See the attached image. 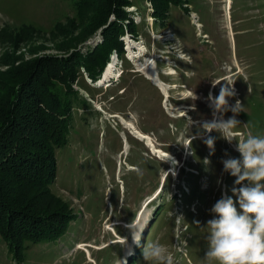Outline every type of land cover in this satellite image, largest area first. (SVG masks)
<instances>
[{"label": "rangeland", "instance_id": "1", "mask_svg": "<svg viewBox=\"0 0 264 264\" xmlns=\"http://www.w3.org/2000/svg\"><path fill=\"white\" fill-rule=\"evenodd\" d=\"M74 1L0 0L4 102L13 90L17 104L40 105L35 79L50 73L57 60L64 66L73 51L88 57L109 31L120 32L123 48L122 54L109 52L104 70L94 67L95 78L83 65L76 72L70 68L75 92L57 87L61 99L72 103L66 113L48 112L47 103L38 110L44 125L58 130L56 139L67 131L66 144L55 151L53 176L52 165L42 162L30 171L21 159L44 156L34 143L14 151L19 160L7 161L18 146L0 153V178L8 174L11 194L0 200V264H147L143 246L156 240L174 264H206L203 226L212 218L210 209L224 194L233 195V186H242L223 171L222 159L240 157L239 137L264 136V0H167L162 17L151 0L108 6L93 0V8L80 14ZM129 41L145 51L136 45L130 50ZM226 80L235 95L214 116L209 93L218 96ZM237 100L241 111L234 113ZM4 104L0 114L9 110ZM230 118L239 121L232 142L200 127ZM125 121L148 133L153 145ZM209 136L214 151L204 143ZM176 217L183 219L177 223ZM133 220L143 231L139 245L129 227ZM62 222V233L35 241L44 238V227Z\"/></svg>", "mask_w": 264, "mask_h": 264}, {"label": "clouds", "instance_id": "2", "mask_svg": "<svg viewBox=\"0 0 264 264\" xmlns=\"http://www.w3.org/2000/svg\"><path fill=\"white\" fill-rule=\"evenodd\" d=\"M226 81L218 96L209 93L208 100L214 116L225 111L227 98L235 95L230 87L232 82ZM220 82L212 81V84L215 86ZM240 106L237 100L230 110L239 113ZM238 125V120L230 118L226 121H205L200 127L208 133L216 130L232 142L238 137L232 135L231 129ZM204 143L214 151V138L209 136ZM236 149L240 157L222 159L223 171L236 177L234 185L242 186H233V195L224 194L210 209L212 218L203 226L207 229V251L203 258L206 264H264V136L249 133L239 137ZM225 154L228 155L227 152ZM168 159H171L170 155ZM172 162L176 163L175 160ZM204 163L208 164L209 161L205 159ZM244 181L248 183L243 184ZM181 219L176 217L177 223ZM129 227L134 241L139 245L143 231L134 224V220ZM143 257L147 264H174L172 256L158 240L143 246Z\"/></svg>", "mask_w": 264, "mask_h": 264}, {"label": "trees", "instance_id": "3", "mask_svg": "<svg viewBox=\"0 0 264 264\" xmlns=\"http://www.w3.org/2000/svg\"><path fill=\"white\" fill-rule=\"evenodd\" d=\"M93 0H75L74 1V6L77 11V14L82 13L83 11H86V9L91 10L93 8V5H90L89 2ZM99 6H108L109 4H121V5H129L130 0H99ZM154 3L155 6V15L162 17L163 16V10H164V4L166 3L167 0H151ZM120 18H122V15H120ZM124 19H127L124 17ZM130 31L133 32L132 25L130 27ZM107 36V41H105L103 44H101L98 48H96L88 57L83 58L82 56H79L76 54V52H72L71 55H69V58L66 60L64 63V66L62 64V61H56V64L54 66H50V70L48 74H41L39 75L35 81L39 84L38 89H40V92H38L41 96V102L40 105L37 107L28 104L27 106H22L21 104H17L18 100V93L16 91H11V96L8 98L7 102H4V95L3 91L1 90L2 86H0V105L3 103H6L4 105L9 106V110H5L0 114V118H2V122H0V153L3 152V150H11L12 147L18 146V149L9 151L7 157L11 159H18L19 155L13 156L14 151L21 150V147L23 146L22 144L24 143H34V145L39 146L42 150H44L46 153H44V156H36L35 158H29L24 159L26 156L25 154L21 157L23 161H26L27 163V169H30V171H33L36 168H39L42 164V162H45L49 165H52L51 170L49 173H54V166H55V151L66 144L67 139L65 136H67V131L66 129L64 131H61L62 137L60 139H56L55 133L58 132L54 131L52 128L48 127V124L44 125V122L42 121V118L38 117V110L41 111L43 108L46 106L45 104L42 103H47V104H52L51 107L53 108H48L49 110H53V113L56 115H60L62 113H66L70 105L72 104L68 100H63L60 97V93L57 90V87H59L62 92L64 91V88L66 89L65 93H74L75 91L72 89V84L70 83L74 77V72L78 69L80 66H84L87 72L95 78V70L94 67L97 66L99 67L100 71L104 70L105 65L108 61V55L109 52L112 49H116L120 54L123 52L122 48V42L118 41L117 38L120 36V32L116 31H109L106 33ZM70 51H68L69 53ZM55 62V61H54ZM64 62V59H63ZM82 63V64H81ZM58 65V66H57ZM70 68L74 70V72H70ZM106 70V69H105ZM97 73V72H96ZM105 71L103 72L104 75ZM21 74V72H20ZM20 76H15L13 79H17ZM103 76L100 78L102 79ZM37 94V95H39ZM27 93L25 94L24 97H26ZM46 100L44 101V98ZM56 101H54L52 98ZM58 102V104H57ZM54 103V104H53ZM47 107V106H46ZM4 110V109H2ZM45 113V112H43ZM50 114V113H49ZM47 113H45L43 116L46 117ZM51 115V114H50ZM48 118H46L47 120ZM33 121L35 122H40L43 124H31ZM48 122V120H47ZM64 124V122H63ZM44 125V126H42ZM21 127H24L21 129ZM37 127V129H33ZM20 130H18V129ZM33 129V130H32ZM143 132V131H142ZM59 133V132H58ZM145 133V132H144ZM148 134V133H146ZM29 135V137H27ZM36 138L38 141H32L30 138ZM48 154H51V159L48 158ZM19 160V159H18ZM13 162V161H12ZM21 161L18 162V165ZM24 163V164H25ZM29 164V165H28ZM47 168L48 166H45L44 169ZM2 170V169H0ZM17 172H19L17 170ZM169 174L166 175L165 181L167 180ZM8 174L4 172V176L2 177V181L0 178V200H3L1 196H9V187L7 185H10V182L8 181ZM44 180H47L48 184L52 180V178H44ZM166 187V185H165ZM14 196V195H13ZM3 202V201H2ZM46 217V216H45ZM66 220L62 219V221ZM67 226V223L62 222L60 225L54 224L52 226L48 225L45 228V233L41 234L44 238H34L35 241L43 240V239H49L53 238L54 236L59 235L62 233L64 230V227ZM0 231H3V228H1V223H0ZM32 231H36L33 229ZM31 231V232H32ZM52 233V234H48ZM6 235V234H4ZM8 236V235H7ZM12 237L13 236H8L9 241L13 242L15 241ZM17 237V236H15Z\"/></svg>", "mask_w": 264, "mask_h": 264}, {"label": "bare ground", "instance_id": "4", "mask_svg": "<svg viewBox=\"0 0 264 264\" xmlns=\"http://www.w3.org/2000/svg\"><path fill=\"white\" fill-rule=\"evenodd\" d=\"M230 1H231V0H230ZM133 10H134V9H133ZM129 42H130V45H129L128 48H129L130 50H132V47H135V45H136V46L139 47L140 53L145 51V48H144V47H141L140 43H139V44H136L135 41H129ZM132 45H133V46H132ZM131 52H133V51H131ZM132 56L137 57V56H139V55H134V54H132ZM146 71H147V70H146ZM112 73H113V65H110L107 74H108V76H110V75H112ZM174 73H175L174 70H172V71L169 72V74H174ZM150 79L154 80V78H150ZM154 81L157 82V79L154 80ZM161 83H162V82H161ZM162 84H163V83H162ZM115 116H117V114H116ZM125 123H126L131 129H133V130H134V133L137 134L140 138H142L147 144L152 143V145H153L152 138H151L148 134L141 132L140 130H138V129L134 126V124H132V123H130V122H128V121H125ZM139 137H138V138H139ZM156 150H158V152L163 153V155H164V154H169V153H167L165 150H163V149H161V148H158V147H156ZM155 153H156V152H155ZM165 157H166V156H165Z\"/></svg>", "mask_w": 264, "mask_h": 264}]
</instances>
